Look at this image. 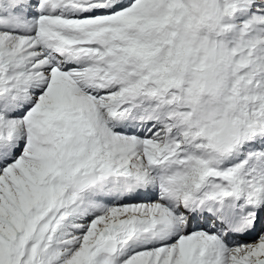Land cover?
I'll return each mask as SVG.
<instances>
[{"label": "snow or ice", "instance_id": "6c2138e0", "mask_svg": "<svg viewBox=\"0 0 264 264\" xmlns=\"http://www.w3.org/2000/svg\"><path fill=\"white\" fill-rule=\"evenodd\" d=\"M0 264H264V0H0Z\"/></svg>", "mask_w": 264, "mask_h": 264}]
</instances>
